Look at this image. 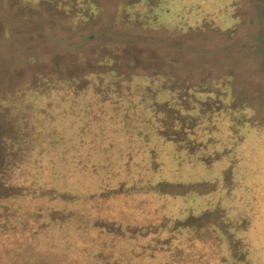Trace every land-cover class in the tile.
Returning <instances> with one entry per match:
<instances>
[{
	"label": "rangeland",
	"instance_id": "rangeland-1",
	"mask_svg": "<svg viewBox=\"0 0 264 264\" xmlns=\"http://www.w3.org/2000/svg\"><path fill=\"white\" fill-rule=\"evenodd\" d=\"M52 76L83 90L43 98ZM32 80V98L4 97ZM0 94V241L15 240L13 264L33 242L38 264H57L47 240L73 215L112 240L99 253L71 244L89 264H128L137 232L156 250L183 230L217 264H264V0H0ZM64 170L74 186L51 182L71 183ZM166 195L181 205L175 218L151 211ZM10 220L28 233L14 236Z\"/></svg>",
	"mask_w": 264,
	"mask_h": 264
},
{
	"label": "trees",
	"instance_id": "trees-1",
	"mask_svg": "<svg viewBox=\"0 0 264 264\" xmlns=\"http://www.w3.org/2000/svg\"><path fill=\"white\" fill-rule=\"evenodd\" d=\"M21 1L24 3L29 2L30 4L33 5V0H21ZM3 8L7 9L5 5L3 6ZM5 32L7 33L6 36H8L9 32L7 31ZM88 39H90V37ZM28 63H33V60L30 58V60H28ZM48 79H49V81L47 82L48 89L46 91H43L44 95L42 96L43 98H46V99L50 97L51 95L54 96V94L59 95V97L67 93L73 94L75 96L81 93L80 91L83 90L81 87L78 86V84H76V82H74V79H72L70 82L61 81L59 79L57 80L53 76L49 77ZM36 81L38 82L40 80H36ZM39 84L40 83L35 84V86L38 87V90L40 89ZM12 94H17V95L20 94L22 96L27 95L30 98H32L33 97V80L26 81V82H18L16 84L14 83V85H12L11 88H9V90L4 95V97L11 96ZM4 102H5L4 100H0V116L3 115L2 110L8 107V104L6 106L3 105ZM62 103L63 102H61V104ZM32 108H33V105L28 104V106H24L22 110L19 109V111H21L19 112V114L20 113L25 114L26 111L29 112V110ZM30 118H28V120ZM20 120L22 124L26 123L24 122L26 120L24 121H22V119ZM31 121L33 122L32 118L30 119V121L27 122L29 125L23 124V126L27 128L30 126H33ZM9 139L10 138H7L3 134H0V143L2 141L7 142L9 141ZM1 147H2V144H1ZM250 169L253 172L257 168L254 167ZM262 169L258 171L264 172V167H262ZM3 172H4V167L2 163H0V202L3 201V197L5 196V193L4 195H2L3 190L6 191V187H4L5 184L3 182V179H4ZM71 172L72 171L70 170H64V172L61 173L63 177H65V174H67L65 178L61 177V179H63V181L66 179L68 182H71L69 184H67L66 181L65 183L60 182L59 178H56V177L53 178V181H51L52 179L51 180L48 179V180H50L53 183L57 182V185L61 187L74 186L77 180V176L76 174H74L75 172L73 174ZM263 177L264 176H262L261 178L263 179ZM165 197H166V200L161 201V203L164 205V208L160 209L158 205H156L155 207L151 209V211L155 213L156 215H158V217H163L166 215L168 219H171L173 216L175 218L176 216L180 214L179 207L181 205L178 203H175V201L168 200L167 195ZM35 203H40V202L34 201L33 203L32 201V204L30 206L33 207V204ZM2 205L4 204L0 203V211L2 210L1 209ZM142 206L143 204L141 203V205L136 208L135 210L136 214L138 210L142 208ZM142 210L143 209H141L138 212V214H140ZM29 213L30 212H27L25 216H28ZM136 214L131 213L130 215L131 219L133 218V223H135L136 226L140 225L146 228V226L149 225L148 217L141 219L139 217L137 218ZM12 216L15 217L14 220L16 221V219L19 217V213L15 212L6 218H10ZM72 217L67 220V222L65 223L63 227H61V231L59 232L61 233V237H59L58 235V237L55 239L52 238V239L47 240V244H48L47 246L51 250V252L48 251L46 255L52 257L54 262L55 261L58 262L57 264L64 263V262H66L65 264L67 263L69 264H89L88 261H86L85 259L82 260L80 257L75 258L74 256L69 255L70 247H72L71 244H73V246L75 247H79L81 251L83 252L84 250L87 251L93 247L92 249L96 251V253H99V252L104 251L107 248H110L112 246V240L108 239L105 235L102 234V232L97 233V232L90 231L92 230V228L88 229L85 225H82L79 222V220L75 218V215H73ZM8 224L10 226L9 228L13 229L14 236H16V233H17L20 238V236H22L24 233H28L29 225L27 221L25 220H22V221L19 220L17 225H16V222H12L10 220L8 223H6L5 227H8ZM50 225H53V228H54V226H56L55 221L50 223ZM204 229L207 231L205 235H209L211 237L215 236L216 229H214L211 225H206ZM55 231L56 230H54L53 236H55ZM145 234L137 232L133 234L126 243L125 242H123L122 244L119 243L120 247H123L125 243V245H128L130 249L128 251H125V254H126L125 260L128 264H217L219 262V260L216 259L217 254L213 252V248L205 242V239L202 238L201 236H199V238L196 240L193 239L195 235L193 232H190V230L188 231L183 230V232L180 233L181 235L178 234L180 235L179 238H177L178 240L171 239L169 244H165L164 246H161V249L159 248L156 250H153V248H155V245H156L155 239H153L152 237L150 238L146 236ZM216 235L220 236L221 234H216ZM1 236H5V235L0 234V237ZM221 237L224 239L223 235ZM217 240L219 239L217 238ZM8 241L11 243V244L9 243V247L6 246L7 240L0 241V260L1 258L3 259V257L5 258V255L8 256V254H11L12 259L8 261V263L7 261H3V260L1 262L4 264H13L17 260V257L15 256L16 253L17 252L19 253L20 251L14 248V245H16L15 240L14 241L8 240ZM218 248H219L220 254L225 256L226 249H225V246L222 240L220 241ZM33 251L35 253L33 254V257L29 256L28 258H23L24 260L23 264H38L39 261L43 259V256H45V253H44L45 250H43L40 246L35 247V242H33ZM24 253L26 255H22V257H26L29 254V253L27 254L26 251Z\"/></svg>",
	"mask_w": 264,
	"mask_h": 264
}]
</instances>
